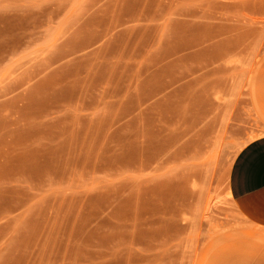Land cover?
Here are the masks:
<instances>
[{
    "label": "rangeland",
    "instance_id": "374dc122",
    "mask_svg": "<svg viewBox=\"0 0 264 264\" xmlns=\"http://www.w3.org/2000/svg\"><path fill=\"white\" fill-rule=\"evenodd\" d=\"M263 102L264 0H0V264H264Z\"/></svg>",
    "mask_w": 264,
    "mask_h": 264
},
{
    "label": "crops",
    "instance_id": "0c3cea01",
    "mask_svg": "<svg viewBox=\"0 0 264 264\" xmlns=\"http://www.w3.org/2000/svg\"><path fill=\"white\" fill-rule=\"evenodd\" d=\"M261 105L257 111L252 107L250 120L264 123V102ZM228 190L239 214L264 230V132L244 144L236 154L229 171ZM234 243L231 242V247Z\"/></svg>",
    "mask_w": 264,
    "mask_h": 264
}]
</instances>
